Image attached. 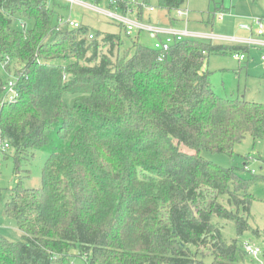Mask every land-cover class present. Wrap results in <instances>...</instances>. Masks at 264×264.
I'll use <instances>...</instances> for the list:
<instances>
[{
	"label": "trees",
	"instance_id": "1",
	"mask_svg": "<svg viewBox=\"0 0 264 264\" xmlns=\"http://www.w3.org/2000/svg\"><path fill=\"white\" fill-rule=\"evenodd\" d=\"M130 2L109 5L127 14ZM186 3L157 0L170 14ZM147 4L137 0L141 21ZM63 10L55 0H0L1 64L8 79L28 76L17 102L0 106V136L16 174L33 150L49 151L41 187L20 181L10 191L5 215L23 236L0 234V264H72L73 249L87 264H242L244 244L215 220L248 231L249 189L261 179L201 153L233 154L247 135L264 141V103L217 95L202 61L248 48L186 38L151 49L121 24L91 39L88 26L60 29Z\"/></svg>",
	"mask_w": 264,
	"mask_h": 264
},
{
	"label": "rangeland",
	"instance_id": "2",
	"mask_svg": "<svg viewBox=\"0 0 264 264\" xmlns=\"http://www.w3.org/2000/svg\"><path fill=\"white\" fill-rule=\"evenodd\" d=\"M52 1L48 0V4L51 5ZM55 1L71 9L67 12L62 11L65 16L63 21H61L62 18L59 19L61 30L69 27L67 24L69 19L88 26L90 30H93L91 32L95 37L99 32L104 34L121 29L120 23L108 15L109 11H114L110 8V0H103L100 5L93 0H80L81 3L73 6L67 3V0ZM130 1L131 6L128 13L124 14L120 10L117 14L126 15L132 21L140 20L136 8L137 0ZM138 4H142V0H138ZM149 4L154 9L150 12L149 7H144L143 21L148 17L147 15H150L151 21L156 26L173 27L178 31L187 30L192 34V39L213 45L247 47L248 52H243L246 57L245 62L240 63L233 53H227L206 56L202 63L211 74L210 84L217 95L222 98H245L250 102L264 103V67L261 61L264 45L256 42L259 37L257 38L256 34L250 30L251 26L256 27V20L264 21V0H187L182 9L188 11V16L181 18L177 11L170 14L167 10L158 8L157 0H149ZM172 17L176 19L173 22ZM12 26L15 29L20 28L18 19L13 22ZM31 27L32 24L29 23L28 28ZM139 33L135 31L131 35L134 38L139 36V41L144 46L157 49L158 39L144 31ZM129 45L126 42L123 51ZM3 66V62L1 64L0 61V84L1 81L8 80V74ZM72 98L70 94L65 95L68 102ZM181 151L188 154L193 153L185 146H181ZM233 152V154L212 153L204 150L201 155L223 168H237L240 175L245 178L255 175L261 179L249 189L250 194L255 198L248 218L250 228L242 236H238L232 222L222 219L215 221L222 226V234L227 241L237 239L241 245L249 243L259 248L260 252L257 257L247 254L241 260L242 264H264V141L254 140L252 136L247 135L234 147ZM14 155V149L0 154V189L2 190L0 234L14 242H19L22 241L23 233L19 230L15 220L6 217L5 206L12 199L10 191L20 181L27 189L41 187L42 169L49 156V151L33 150L31 157L22 161V171L19 174L15 173ZM245 165L253 171V174L243 170ZM72 254L74 256L72 264H87L76 249L72 250ZM206 260L210 263L212 258L208 257Z\"/></svg>",
	"mask_w": 264,
	"mask_h": 264
},
{
	"label": "built area",
	"instance_id": "3",
	"mask_svg": "<svg viewBox=\"0 0 264 264\" xmlns=\"http://www.w3.org/2000/svg\"><path fill=\"white\" fill-rule=\"evenodd\" d=\"M71 6L76 5L78 3H81L80 0H67ZM122 1H129V0H122ZM117 0H110V3L112 5L116 4ZM154 8H149L150 11H153ZM178 16L181 17H187L188 11L180 9L177 11ZM109 17L119 22L126 30L128 34H132L135 31L139 32H147L152 37L159 40V42L156 44V48L160 50H168L173 42L182 41L186 38H192V34L187 31H178L174 29L173 27H161V26H155L151 25L150 23H145L144 21H132L130 20L126 15H118L115 11H109L108 12ZM67 24L72 29H78L82 25L79 22L73 21L71 19L68 20ZM256 32L259 36H264V21L261 19L256 20ZM251 30V27H250ZM161 37H163L161 39ZM90 38H94L93 34H90ZM260 44L264 45V42H259ZM234 57L239 62H245L246 57L243 55V53H235ZM261 61L263 63L264 67V53L261 56ZM9 60L7 59V63ZM28 79L27 75H23L20 73V75H10L9 79L1 86L2 95L0 96V106H3L5 104L10 103H16L19 95H20V84L23 81V79ZM11 144L8 140L3 139L0 136V154L8 153L11 150ZM245 251L254 256L257 257L260 250L259 248H256L255 246L250 245L249 243L244 244Z\"/></svg>",
	"mask_w": 264,
	"mask_h": 264
},
{
	"label": "crops",
	"instance_id": "4",
	"mask_svg": "<svg viewBox=\"0 0 264 264\" xmlns=\"http://www.w3.org/2000/svg\"><path fill=\"white\" fill-rule=\"evenodd\" d=\"M150 11V10H149ZM150 12H152V11H150ZM148 17H146V19L144 20V22L145 23H150L151 25H155L156 26V24L154 23V22H152L151 20V16L150 15H147ZM82 25V24H81ZM256 29H257V27H253V26H251V31L254 33V34H256V36H257V38L258 39H256V42H261V41H263L264 42V36H259L258 34H257V32H256ZM92 30V29H91ZM93 31V30H92ZM119 31L118 30H116V31H113V32H108V33H118ZM240 63H242V62H240Z\"/></svg>",
	"mask_w": 264,
	"mask_h": 264
}]
</instances>
